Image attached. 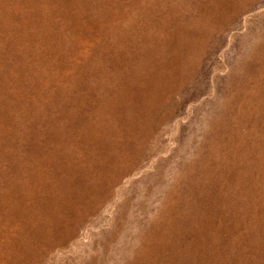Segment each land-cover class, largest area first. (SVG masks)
Here are the masks:
<instances>
[{
    "label": "rangeland",
    "instance_id": "rangeland-1",
    "mask_svg": "<svg viewBox=\"0 0 264 264\" xmlns=\"http://www.w3.org/2000/svg\"><path fill=\"white\" fill-rule=\"evenodd\" d=\"M0 264H264V0H0Z\"/></svg>",
    "mask_w": 264,
    "mask_h": 264
}]
</instances>
